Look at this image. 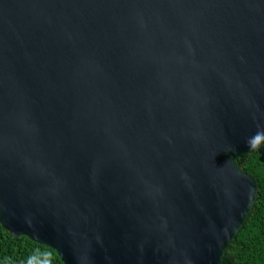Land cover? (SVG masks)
Wrapping results in <instances>:
<instances>
[{
    "label": "water",
    "instance_id": "water-1",
    "mask_svg": "<svg viewBox=\"0 0 264 264\" xmlns=\"http://www.w3.org/2000/svg\"><path fill=\"white\" fill-rule=\"evenodd\" d=\"M264 163V0H0V221L65 264H233Z\"/></svg>",
    "mask_w": 264,
    "mask_h": 264
},
{
    "label": "trees",
    "instance_id": "trees-1",
    "mask_svg": "<svg viewBox=\"0 0 264 264\" xmlns=\"http://www.w3.org/2000/svg\"><path fill=\"white\" fill-rule=\"evenodd\" d=\"M243 171L259 182L250 218L227 251L233 264H264V163L255 152L242 163ZM0 264H65L58 252L26 235L14 236L0 221Z\"/></svg>",
    "mask_w": 264,
    "mask_h": 264
}]
</instances>
